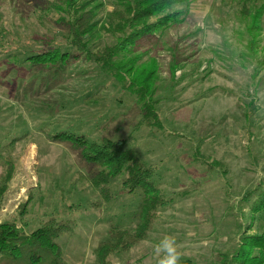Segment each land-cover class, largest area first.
I'll return each instance as SVG.
<instances>
[{
  "label": "rangeland",
  "instance_id": "rangeland-1",
  "mask_svg": "<svg viewBox=\"0 0 264 264\" xmlns=\"http://www.w3.org/2000/svg\"><path fill=\"white\" fill-rule=\"evenodd\" d=\"M88 1L100 23L116 7L78 3ZM262 5L176 4L168 12L180 22L104 63L70 45L67 0H0V181L12 165L0 224L30 234L50 219L70 222L58 240L66 264H98L95 250L112 228L133 235L139 198L122 191L126 173L102 195L81 150L58 138L67 135L123 141L155 171L161 205L145 238L109 264H157L153 246L165 236L179 264H225L244 236L264 235V17L259 38L247 33ZM119 36L101 30L87 43L95 53ZM49 49L73 57L28 60ZM145 102L158 122L145 120Z\"/></svg>",
  "mask_w": 264,
  "mask_h": 264
},
{
  "label": "trees",
  "instance_id": "trees-1",
  "mask_svg": "<svg viewBox=\"0 0 264 264\" xmlns=\"http://www.w3.org/2000/svg\"><path fill=\"white\" fill-rule=\"evenodd\" d=\"M78 1L80 0H67L71 16L65 22L70 34V45L86 59L106 63L126 54L144 36L161 33L173 23L180 22V13L168 11L176 4L190 3L192 0H115L116 7L106 15L103 23L96 20V13L89 9L90 1L80 4ZM263 17L264 5L254 16V24L248 28L250 40L253 36L259 38ZM101 30L119 34L120 40L116 46L93 53L87 41ZM252 45H249L250 48H253ZM72 53L49 49L30 56L28 60L52 63L67 61L73 57ZM143 81H140L144 85L142 92L147 91L146 81ZM143 106L145 120L158 122L153 105L145 102ZM58 138L70 141L75 148L81 150L82 157L92 168L91 185L96 189L101 188L102 195L107 197L108 184L124 173L127 177H123L120 182L122 191L138 194L139 202L135 213L138 221L133 235L127 230L112 228L107 240L95 250L98 264H109L107 258L110 254L128 250L145 238L152 218L161 205L162 193L154 181L155 171L140 162L136 152L126 148L123 141L104 140L90 144L84 139L67 135H58ZM6 165L7 169L0 181V207L12 177V165L8 162ZM258 205L259 210H264V196ZM71 228V223L66 220L50 219L36 231L26 234L15 223L0 224V264H66L58 240ZM225 264H264V235L244 236L239 252Z\"/></svg>",
  "mask_w": 264,
  "mask_h": 264
},
{
  "label": "clouds",
  "instance_id": "clouds-1",
  "mask_svg": "<svg viewBox=\"0 0 264 264\" xmlns=\"http://www.w3.org/2000/svg\"><path fill=\"white\" fill-rule=\"evenodd\" d=\"M153 250L159 257L157 264H179L181 254L177 250L174 237L165 236L153 246Z\"/></svg>",
  "mask_w": 264,
  "mask_h": 264
}]
</instances>
